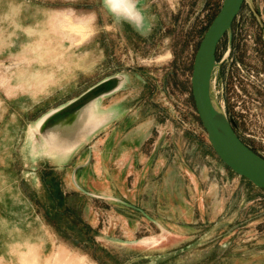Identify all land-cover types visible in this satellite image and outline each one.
<instances>
[{
  "label": "rangeland",
  "instance_id": "374dc122",
  "mask_svg": "<svg viewBox=\"0 0 264 264\" xmlns=\"http://www.w3.org/2000/svg\"><path fill=\"white\" fill-rule=\"evenodd\" d=\"M223 1L140 0L141 33L103 0H0V264H100L33 200L53 203L47 168L122 264H264V189L216 155L192 94ZM106 81L85 123L50 120ZM212 97L264 158V0L221 40Z\"/></svg>",
  "mask_w": 264,
  "mask_h": 264
},
{
  "label": "water",
  "instance_id": "95a60500",
  "mask_svg": "<svg viewBox=\"0 0 264 264\" xmlns=\"http://www.w3.org/2000/svg\"><path fill=\"white\" fill-rule=\"evenodd\" d=\"M245 2L246 0H224L220 10L207 28L195 54L191 78L192 94L199 117L207 132L210 145L216 155L234 173L246 178L255 186L264 189V158L240 139L231 126L226 114L218 110L216 102L212 97V79L217 63L220 42L231 29ZM112 82L106 81L92 88L79 99L58 111L50 120H67L70 116L83 110L84 108L80 109L83 107L82 105L88 104L98 95L110 90L113 85ZM76 109L80 110L76 111ZM218 112L224 113L229 129L240 145L250 152V156H239L229 147L216 122ZM70 138H65V140H70Z\"/></svg>",
  "mask_w": 264,
  "mask_h": 264
},
{
  "label": "trees",
  "instance_id": "16d2710c",
  "mask_svg": "<svg viewBox=\"0 0 264 264\" xmlns=\"http://www.w3.org/2000/svg\"><path fill=\"white\" fill-rule=\"evenodd\" d=\"M41 179L45 196L51 198L53 203L47 205V202H43L38 196H34L33 200L37 205L44 204L47 209L46 217L63 228L68 239L76 245H82L100 264H122L115 254L96 241L94 228L81 216V207L71 201L70 196L63 191L61 179L55 169L43 170Z\"/></svg>",
  "mask_w": 264,
  "mask_h": 264
},
{
  "label": "clouds",
  "instance_id": "9594fccd",
  "mask_svg": "<svg viewBox=\"0 0 264 264\" xmlns=\"http://www.w3.org/2000/svg\"><path fill=\"white\" fill-rule=\"evenodd\" d=\"M103 6L117 25L127 23L142 33L148 24L140 0H103Z\"/></svg>",
  "mask_w": 264,
  "mask_h": 264
},
{
  "label": "bare ground",
  "instance_id": "6f19581e",
  "mask_svg": "<svg viewBox=\"0 0 264 264\" xmlns=\"http://www.w3.org/2000/svg\"><path fill=\"white\" fill-rule=\"evenodd\" d=\"M76 119H77L76 116L72 115L69 117L67 121H65L64 124L65 126L66 125L68 126V131H73L74 129L79 127L81 124L86 122V119H82L80 121H76ZM216 122L220 129V132L222 133L229 147L239 156H242V157L250 156V152L247 149H245L242 145H240L236 137L233 135V133L229 129L224 113L222 112L217 113Z\"/></svg>",
  "mask_w": 264,
  "mask_h": 264
}]
</instances>
